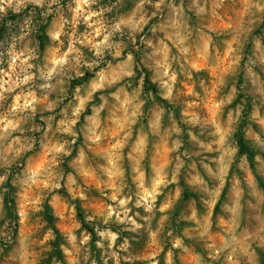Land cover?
<instances>
[{
	"label": "clouds",
	"instance_id": "9594fccd",
	"mask_svg": "<svg viewBox=\"0 0 264 264\" xmlns=\"http://www.w3.org/2000/svg\"><path fill=\"white\" fill-rule=\"evenodd\" d=\"M0 264H264V0H0Z\"/></svg>",
	"mask_w": 264,
	"mask_h": 264
}]
</instances>
